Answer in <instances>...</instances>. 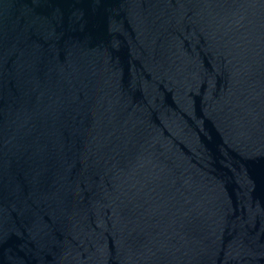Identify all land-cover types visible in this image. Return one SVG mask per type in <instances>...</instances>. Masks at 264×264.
Instances as JSON below:
<instances>
[{
	"label": "water",
	"instance_id": "95a60500",
	"mask_svg": "<svg viewBox=\"0 0 264 264\" xmlns=\"http://www.w3.org/2000/svg\"><path fill=\"white\" fill-rule=\"evenodd\" d=\"M0 264H264V0H0Z\"/></svg>",
	"mask_w": 264,
	"mask_h": 264
}]
</instances>
